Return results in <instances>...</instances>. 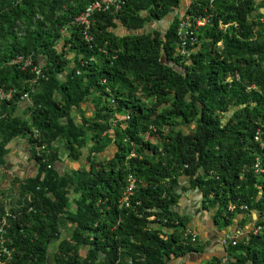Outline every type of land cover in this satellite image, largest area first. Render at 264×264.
I'll list each match as a JSON object with an SVG mask.
<instances>
[{
  "label": "trees",
  "instance_id": "obj_1",
  "mask_svg": "<svg viewBox=\"0 0 264 264\" xmlns=\"http://www.w3.org/2000/svg\"><path fill=\"white\" fill-rule=\"evenodd\" d=\"M92 1L0 0V85L13 91L0 162L22 134L38 163L22 185L29 203L0 198V218L16 214L8 264H264V0H193L166 27L149 24L183 0H127L94 11L88 43L75 18ZM64 154L86 164L61 172ZM185 188H197L220 253L178 208Z\"/></svg>",
  "mask_w": 264,
  "mask_h": 264
},
{
  "label": "crops",
  "instance_id": "obj_2",
  "mask_svg": "<svg viewBox=\"0 0 264 264\" xmlns=\"http://www.w3.org/2000/svg\"><path fill=\"white\" fill-rule=\"evenodd\" d=\"M193 0H183L181 2V6L178 7L174 13L169 15V18L160 21H153L149 24V26L154 27H166L168 26V22L173 18L174 14L183 15L188 7H190L191 2ZM260 12L264 13V7H260ZM127 29L123 27L121 24L116 28L117 32H125ZM86 109V105L83 106ZM19 113L25 114V111L20 108ZM87 115H90V111H86ZM61 146V145H60ZM109 151V150H107ZM106 151V152H107ZM3 161L0 162V198L6 203V206H18L21 202L27 201V195L22 192V185L25 179H28L32 176H35L38 173V163L36 162L35 157L32 155L31 145L29 143L28 138L25 135L19 134L14 137L10 142L5 144L4 153L1 155ZM80 159L69 158L67 155H62L61 163H57V167L61 170V172H72L75 169H78L83 164H86V161ZM186 192L179 202V209L182 211L188 212L192 215V223L191 225L198 226L200 230L199 234L201 240L206 242V248L210 253H220V249L216 246H221L220 238L215 237L213 224L211 223L208 216H203V212L199 210L200 202L198 199L200 198V194L198 193L197 188H192L189 190L185 188ZM188 189V190H187ZM253 219L256 220L255 215L253 214ZM255 221L246 226L245 232H248L251 228H253ZM208 225V228H207ZM62 226L65 233H68L72 228V223L64 218L62 220ZM209 229L207 232L205 229ZM241 228L237 226H229L228 230L236 231ZM242 230V229H241ZM243 231V230H242ZM215 242V243H214ZM210 245H214V247H210Z\"/></svg>",
  "mask_w": 264,
  "mask_h": 264
},
{
  "label": "built area",
  "instance_id": "obj_3",
  "mask_svg": "<svg viewBox=\"0 0 264 264\" xmlns=\"http://www.w3.org/2000/svg\"><path fill=\"white\" fill-rule=\"evenodd\" d=\"M127 0H93L92 3L79 15L76 16L75 21L79 22L83 25L85 28L83 37L88 43H92V40L94 39L93 35L89 32V29L91 27L92 22V14L95 10H108V9H114L115 11H118L121 9L125 4ZM188 21H190V17H187L181 21V23L178 26V35L181 38L180 45L182 47V53L189 55L188 47L186 46L192 38V33L190 30V26L188 25ZM208 21L207 16H199L194 18V22H196V27L204 25ZM22 67L26 68L27 66L32 64V60L29 57L24 56H18L16 58H13L11 60L10 64H21ZM34 69L39 73L40 69L37 65H35ZM38 78L33 79L32 82H36ZM13 91L10 89H7L6 87L0 85V110L2 108V104L4 101L9 100L12 97ZM21 98L26 99L29 104H31V98L29 96V93H25L21 96ZM259 130L256 134V139L259 138ZM37 136V134H35ZM36 148L39 149V146L36 145ZM136 184L134 181L131 182V184L128 187V193H132L135 189ZM128 198H126L127 200ZM15 217L16 214L7 212L5 215H3L0 218V264H8V262L12 259L13 251L14 249L11 248L9 245H11V238L9 237V231L8 228L10 227L9 224V217Z\"/></svg>",
  "mask_w": 264,
  "mask_h": 264
},
{
  "label": "rangeland",
  "instance_id": "obj_4",
  "mask_svg": "<svg viewBox=\"0 0 264 264\" xmlns=\"http://www.w3.org/2000/svg\"><path fill=\"white\" fill-rule=\"evenodd\" d=\"M17 57V56H16ZM16 57H14V58H16ZM12 65H16V64H12ZM111 153H112V151L111 150H109V152H107V153H105V154H108V155H111ZM83 252H86V250L85 249H83L82 250ZM51 259H53V257L51 256ZM52 261V260H51Z\"/></svg>",
  "mask_w": 264,
  "mask_h": 264
},
{
  "label": "clouds",
  "instance_id": "obj_5",
  "mask_svg": "<svg viewBox=\"0 0 264 264\" xmlns=\"http://www.w3.org/2000/svg\"><path fill=\"white\" fill-rule=\"evenodd\" d=\"M29 96H30V94H29ZM2 109V108H1ZM27 199H28V201H31V198L29 197V196H27ZM29 203V202H28ZM24 204H27V203H24ZM24 204H22V205H24ZM22 205H18V206H22Z\"/></svg>",
  "mask_w": 264,
  "mask_h": 264
},
{
  "label": "water",
  "instance_id": "obj_6",
  "mask_svg": "<svg viewBox=\"0 0 264 264\" xmlns=\"http://www.w3.org/2000/svg\"><path fill=\"white\" fill-rule=\"evenodd\" d=\"M29 201L27 200V201H25V202H21V204L20 205H22V204H24V203H28Z\"/></svg>",
  "mask_w": 264,
  "mask_h": 264
}]
</instances>
